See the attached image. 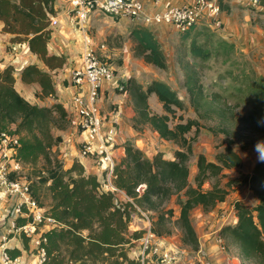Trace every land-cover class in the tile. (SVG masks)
Here are the masks:
<instances>
[{
    "label": "trees",
    "instance_id": "trees-1",
    "mask_svg": "<svg viewBox=\"0 0 264 264\" xmlns=\"http://www.w3.org/2000/svg\"><path fill=\"white\" fill-rule=\"evenodd\" d=\"M216 1L220 11H230L226 0ZM56 3L58 0H0V32L8 35L12 44L25 46L28 53L36 58L35 62L16 68L0 57V132L13 126L19 134L18 158L23 168L26 165L35 168L40 160L44 162V167L36 172L34 179L26 175L31 194L39 206L45 207L46 213L60 223L42 234L46 255L43 264H140L138 259L128 255L126 247L131 239L141 235V231L128 228L134 205L129 201L116 202L113 193L101 190L96 174L86 172L79 161L74 160L66 166L51 155L52 148L62 140L60 136L53 135L51 128L56 126L57 115L67 119L66 108L59 102L50 105L32 103L15 87L17 81L32 85L35 87L33 97L39 101L56 98L54 75L66 64L63 54L51 53L47 47L51 36L50 17L59 11ZM260 4L264 5V0ZM190 30L182 35H187ZM131 36L137 57L155 67H166L165 54L148 27H134ZM187 51L195 57L208 54L195 39L191 40ZM181 68L184 87L193 109L197 111L203 97L198 73L189 61H181ZM121 84L122 89L116 91L130 96L134 110L133 127L148 125L159 138L173 142L179 149L174 151L173 159H166L162 152L147 157L141 149L125 143L124 156L114 167L113 183L142 210L154 211L151 217L153 231L157 235L169 233L166 223L174 214L163 204L176 195L179 213L175 221L182 231L181 241L197 250L199 242L191 224V211L197 206L209 211L225 201L227 187L237 179H228L225 187L217 185L203 189L202 185L211 175L217 176L224 169L240 167L242 159L234 151L232 141H228L223 152L216 154V162L199 154L195 185H191L187 161L192 153V142L200 131L197 120L170 124L175 109L182 108L183 103L162 81L152 80L143 87L134 77H129ZM151 94L157 97L164 113L150 111L148 97ZM192 130L195 135L187 137ZM247 182L255 194L256 203L247 206L240 201L235 202V223L222 226L219 233L221 236L228 234L238 244L240 264H248L250 259H258L260 264H264V163L256 161ZM140 185L143 188L136 191ZM42 189L48 196V204L42 200ZM22 222L23 219H18V223Z\"/></svg>",
    "mask_w": 264,
    "mask_h": 264
},
{
    "label": "rangeland",
    "instance_id": "rangeland-1",
    "mask_svg": "<svg viewBox=\"0 0 264 264\" xmlns=\"http://www.w3.org/2000/svg\"><path fill=\"white\" fill-rule=\"evenodd\" d=\"M263 6L234 5L230 7L228 13L220 11V23L217 26L198 24L185 36L178 30L170 29L167 41L160 43L166 59V67L163 69L145 63L142 58L134 54V41L129 32L130 28L126 29L129 33L119 34L117 33L119 29L114 25L112 32H110L112 27L109 22L113 23L116 21L115 19L99 12H94L91 15V21L95 13L102 16V18L98 17L101 20L97 19L100 20L99 24L90 27L91 31L89 30V32L92 37L96 35V30L110 32V34L105 35L106 40L97 38L96 41L93 37V45L101 44L105 48L107 47L109 55L107 59L112 64L120 81L134 77L143 87L152 80L164 82L183 103L182 108L175 109V115L171 117L170 124L187 119L197 120L200 131L192 142V153L187 161L188 180L191 185H195L196 161L199 154H203L208 161L216 162V154L223 152L228 141H232L234 151L242 159L240 167L224 169L217 176L211 175L202 185L203 189L217 185L225 187L228 179H237L235 183L227 187L228 195L225 201L218 203L209 211H204L200 206H197L190 213L191 224L201 239V249L206 250L209 258H212L215 264L219 258L224 259L223 262H219L223 264L226 262L229 264L241 263L239 246L228 234L220 235L222 252L213 259L212 254L215 252V246H217L213 239V232H219L222 225L224 226L226 223L232 225L235 223L233 220L235 202L240 201L247 206L256 203L255 194L247 180L253 171L258 154H264V143H259L264 141ZM2 35L6 34L2 33ZM192 39H195L197 44L204 46L205 51L208 52L206 57H195L189 54L187 50ZM128 41L131 45L124 49L129 58L126 59V62L122 57L124 53L121 45ZM7 42L12 44L9 39ZM2 49L4 51L3 46ZM7 50L4 51L3 55L0 53V57L4 59L5 56V63L13 64L18 68V60H9ZM25 50L24 53H18L20 55L19 61L31 59L28 62H35L36 58L26 55L28 51L26 48ZM77 51H80V47L77 48ZM97 52L100 56H105L103 51L97 50ZM181 61H189L195 67L202 85L203 97L197 111L193 109L189 94L184 87V72L181 68ZM122 74L123 77L120 78L118 75ZM15 87L23 97L32 103L50 105L59 102L56 101V98L46 101L35 99L33 97L35 87L32 85H24L17 81ZM124 93L116 91V89L105 91L104 99L101 100L100 111L104 117V130L108 131L113 128L116 131V135L113 136V148L124 146L125 143L134 146L136 141H140L142 147L145 146L142 150L145 156L151 157L157 152H162L166 159H173V153L179 149V146L159 138L157 132L148 125H138L136 129L133 127L134 110L128 94L123 96L122 100V104L125 106L123 120L121 118L122 113L120 115L117 113V124L112 122V113L118 107L116 102H112L113 97ZM59 103L68 109V117L65 120L57 115L56 126L51 128L54 136L62 138L60 144L52 148L51 155L68 166L72 161L79 160L82 135L67 104ZM148 105L152 113H164L161 103L154 94L149 95ZM125 120L129 125L127 129H123ZM122 135L125 139L124 143L120 142ZM194 135L192 130L186 136L191 138ZM115 156L118 160L116 153ZM43 163L40 160L35 168L32 165H26L24 167L25 174L34 179L36 172L44 167ZM41 191L44 192V195L42 194L44 204H48L49 200L45 190L42 189ZM180 198L184 199L182 195ZM163 206L173 210L174 216L168 219L166 223L169 232L166 237L179 246L181 250L183 249L181 264H197V251L182 243V231L175 221L179 213L177 196L173 195L164 202ZM136 217L140 218L138 215ZM136 223H140V221L136 219ZM218 232L216 235H219ZM25 241L27 240L25 239ZM28 248L30 246L27 241L25 249L29 252ZM247 263L260 264L258 259H250Z\"/></svg>",
    "mask_w": 264,
    "mask_h": 264
},
{
    "label": "built area",
    "instance_id": "built-area-1",
    "mask_svg": "<svg viewBox=\"0 0 264 264\" xmlns=\"http://www.w3.org/2000/svg\"><path fill=\"white\" fill-rule=\"evenodd\" d=\"M260 1L242 0L244 4L252 7L261 6ZM58 2L65 5L64 8L58 7V13L50 17L51 33L62 25L59 14L65 10L70 17L69 24L73 27V31L77 32L81 44L76 59L71 63L68 61L62 70L54 75L56 101L67 104L82 135L78 161L86 172L96 174L101 190L113 193L116 202L129 201L134 205L135 211L131 214L128 228L131 231H141V235L131 239L126 245L128 255L138 259L140 264H181L183 249L181 250L165 235H157L153 231L151 212L144 211L134 204L133 200L113 183V171L117 162L113 148V136L116 135V131L113 128L104 130V117L101 114L100 105L105 91L121 90L122 84L108 57L100 56L97 52V50L103 51L105 47L101 44L93 45V37L89 32L90 21L91 15L99 12L116 21L126 19L135 27L166 25L184 33L202 23L217 26L220 23L218 3L216 0H181L170 3L161 10H154L161 0L150 2L145 0H58ZM8 48L9 60L14 61L18 53L26 47L8 44ZM112 117V122L117 124V110L112 113ZM19 147L20 136L13 126L0 132V207L11 202L10 211L0 215V222L6 224L0 234V264L23 263L21 256H11L9 253L12 247L11 241L16 236L20 241L21 237L28 239L30 246L28 249L34 256V264H43L46 255L42 234L60 223L47 214L45 207L39 206L32 196L29 180L18 158ZM142 188L143 185H140L136 191L140 192ZM233 209L235 210V206ZM233 216V220L236 221V210ZM18 219H23V222L18 223ZM136 219L140 223H136ZM217 232H213V239L217 245L214 248L213 257L222 252L220 230L219 235H216ZM210 234L212 235V232ZM197 237L199 242L196 250L197 264H215L206 250L201 249V239Z\"/></svg>",
    "mask_w": 264,
    "mask_h": 264
},
{
    "label": "crops",
    "instance_id": "crops-1",
    "mask_svg": "<svg viewBox=\"0 0 264 264\" xmlns=\"http://www.w3.org/2000/svg\"><path fill=\"white\" fill-rule=\"evenodd\" d=\"M147 2H150L151 0H145ZM178 1H181V0H161L159 6L155 7L154 10H161L163 8H165L166 5L170 4V3H176ZM228 3H229V6L230 7H233L234 5H243L244 3L242 2V0H226ZM240 2V3H239ZM64 3H61V2H58L56 3V7H61V8H64ZM263 9H264V6H263ZM98 17H101L102 16L98 13H95L91 23H90V27L94 26V25H97L100 23V18ZM59 19L61 20L62 22V25L60 26V28H58L56 31L52 32L51 33V36H50V41L48 43V51L51 52V53H56V54H63L65 59H66V64L68 63V61H70V63L72 62V60L76 59L77 57V53H79L80 51H77V48L81 46V44L79 43L80 40H78V34L77 32L73 31V27L69 24V15H68V12H65V10H63L62 12H60L59 14ZM97 19H100V20H97ZM94 20V21H93ZM110 23V26L112 27L111 28V31L113 30L114 28V25L117 26V28L119 30H117V33L119 34H124V33H131V28H133V25L126 19H121V20H118V21H115V22H109ZM127 26V27H126ZM129 29V32L126 31V29ZM149 30H151L155 36V38L157 39V41L159 42V44L163 41H167L168 37H169V30L172 29V27H169V26H153V27H148ZM91 31V30H90ZM98 32L99 30H96V35L93 36L95 38V40L97 41V38H99L100 40H106V37L105 35H108L110 34V32L108 31H100L99 32V35H98ZM8 35H2V33L0 32V44L2 43V45H0V53L1 55H3L4 51H6L8 48ZM7 38V39H6ZM98 39V41H100ZM129 42V41H128ZM125 42L121 45V48H123L122 52L124 53L122 55L123 59L126 61V59L128 60V55L126 54L125 52V48L126 46L128 45H131V43L129 42ZM100 43V42H99ZM2 46L4 48V51L2 49ZM6 46V47H5ZM7 48V49H6ZM163 49V48H161ZM103 53L106 57L109 58V55H108V49L107 47L106 48H103ZM164 50V49H163ZM26 50L25 49H22L21 52H25ZM107 53V54H106ZM7 55V54H6ZM26 55L28 56H32L30 55L29 53H27ZM19 54L17 55V60H18V67H22V65H25L27 64L28 61L30 60H24V61H19ZM7 57V56H6ZM33 57V56H32ZM34 58V57H33ZM4 59H5V56H4ZM24 59V58H22ZM127 62V61H126ZM62 69H60L59 71H61ZM58 72V71H57ZM120 78L123 77V74L122 75H118ZM127 94H122V95H115L113 97V103L116 102L118 107H117V113L120 115V113H122V120H123V115L125 114V106L124 104H122V100H123V96H126ZM51 98H47V100H49ZM104 99V96H102V100ZM66 108V107H65ZM66 110L68 111V109L66 108ZM127 126L128 123L127 121L125 120L123 122V129H127ZM127 133V131H126ZM121 141L120 142H123L125 141L123 135L120 139ZM135 147L143 150V148L145 146L142 147L140 141H136L135 142ZM114 153L117 154L118 156V160L124 156V149H123V146H120L118 148H115L114 149ZM144 153V152H143ZM145 154V153H144ZM149 157V156H148ZM11 202L9 201L8 203H5L4 205H2V207H0V215H4L5 213L7 214L9 211H10V208L11 206L9 205ZM0 220H1V217H0ZM6 224L5 223H1L0 222V234L3 232L4 228H5ZM18 237L16 236L12 241V247L11 249L9 250V253L11 256H15V255H19L22 257L23 259V263L22 264H34L35 262V259H34V256L32 253H30V251H25V247H27V241L28 239L25 238V237H21V241L19 239H17ZM25 239L27 241H25ZM26 244V246H25ZM205 245V244H204ZM206 246V245H205ZM215 257V256H214ZM213 257V258H214ZM236 259V258H235ZM222 260V261H221ZM223 258H219L216 260V264L219 263V262H223ZM219 264H223V263H219Z\"/></svg>",
    "mask_w": 264,
    "mask_h": 264
},
{
    "label": "clouds",
    "instance_id": "clouds-1",
    "mask_svg": "<svg viewBox=\"0 0 264 264\" xmlns=\"http://www.w3.org/2000/svg\"><path fill=\"white\" fill-rule=\"evenodd\" d=\"M259 143H264V141H261ZM257 162L258 163H264V154L259 153L257 156Z\"/></svg>",
    "mask_w": 264,
    "mask_h": 264
}]
</instances>
